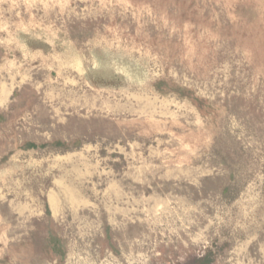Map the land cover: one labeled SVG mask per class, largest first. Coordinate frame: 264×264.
I'll return each mask as SVG.
<instances>
[{
	"label": "rangeland",
	"instance_id": "374dc122",
	"mask_svg": "<svg viewBox=\"0 0 264 264\" xmlns=\"http://www.w3.org/2000/svg\"><path fill=\"white\" fill-rule=\"evenodd\" d=\"M0 264H264V0H0Z\"/></svg>",
	"mask_w": 264,
	"mask_h": 264
}]
</instances>
